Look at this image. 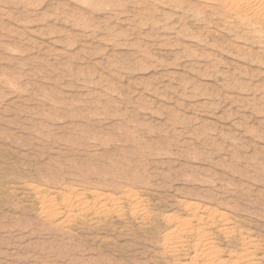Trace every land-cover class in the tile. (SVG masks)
<instances>
[{"label":"rangeland","instance_id":"rangeland-1","mask_svg":"<svg viewBox=\"0 0 264 264\" xmlns=\"http://www.w3.org/2000/svg\"><path fill=\"white\" fill-rule=\"evenodd\" d=\"M0 264H264V0H0Z\"/></svg>","mask_w":264,"mask_h":264}]
</instances>
